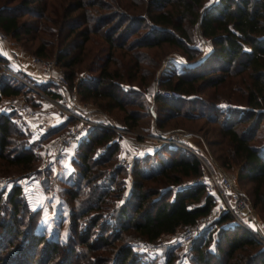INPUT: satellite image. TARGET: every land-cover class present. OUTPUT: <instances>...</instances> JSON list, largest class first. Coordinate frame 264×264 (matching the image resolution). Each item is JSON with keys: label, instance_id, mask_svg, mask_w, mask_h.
<instances>
[{"label": "trees", "instance_id": "1", "mask_svg": "<svg viewBox=\"0 0 264 264\" xmlns=\"http://www.w3.org/2000/svg\"><path fill=\"white\" fill-rule=\"evenodd\" d=\"M106 9L110 12H104ZM195 26L210 45L207 52L197 45ZM0 31L16 41H36L31 50L36 56L55 55L56 65L79 99L108 113L119 111L126 129L150 115L145 96L152 90L156 126L177 117L203 119L198 130L204 141L223 145L217 149L222 167L231 161L242 162L237 181L245 178L251 182L250 201L264 214V154L249 144L264 119V0H0ZM165 46L178 49L185 62H164L167 52L161 48ZM0 62H4L1 56ZM82 69L90 75L75 82ZM40 87L58 95L49 84ZM160 87H172L181 96H162L157 93ZM207 90V96L199 95ZM16 94L38 105L27 87L0 68V102ZM220 102L227 104L225 109L220 108ZM220 116L225 120L219 121ZM68 121L51 126L42 139L53 138ZM248 121L243 132L235 129V124ZM215 123L214 128L204 127ZM11 126L8 113L0 111L1 164L27 171L34 150L23 144L18 151L7 149ZM208 134L216 139H209ZM114 135L111 130L92 128L76 148L78 179L83 185L63 190L70 218L66 248L58 238H46L34 230L38 210L30 211L20 201L19 185L11 187L3 202L10 205L7 219H0V252L22 231L26 238L3 264H47L63 247L66 252L59 264H141L131 247L134 237L153 242L177 232L213 206V197L205 195L202 185L181 184L201 174V161L190 151L167 143L133 160L130 192L126 200L117 202V193L95 181L118 148V140L109 142ZM103 143L104 151L91 158L93 147ZM149 156L156 162L143 166ZM1 195L0 215L4 205ZM21 211L26 230H21ZM228 219L221 216L217 228L206 229L195 238L190 247L194 261L264 264V244L238 224L225 225ZM128 229L130 244L113 246ZM214 236L221 246L216 242V251L204 250V244ZM39 245L41 254L35 261ZM101 249L112 254L108 262L109 255L99 254ZM172 255L169 249L167 263ZM214 258L222 260L214 263Z\"/></svg>", "mask_w": 264, "mask_h": 264}, {"label": "built area", "instance_id": "2", "mask_svg": "<svg viewBox=\"0 0 264 264\" xmlns=\"http://www.w3.org/2000/svg\"><path fill=\"white\" fill-rule=\"evenodd\" d=\"M217 1L212 0V3ZM200 38L210 48L208 41L202 36ZM0 56L4 59V62H0V68L27 87L34 97L33 100L39 103V106L33 105L22 94L8 97L10 102L7 110L16 111L26 122L34 140L41 141L51 126L69 120L67 125L53 138L43 143L41 159L45 165L67 163L72 160L81 138L92 128L111 130L120 139L127 140L126 146H123L118 155V166L130 174L133 160L136 157L152 153L165 143L182 147L193 153L201 161L203 167L201 174L187 181L185 185H202L205 195L212 196L214 203L207 213L185 224L180 233L168 234L169 239L180 242L183 247L182 253H186L201 232L208 228H217V220L221 216H229L225 225L238 224L255 239L264 243V224L259 221L250 199L239 188L235 174L214 162L200 135L192 133L199 138L201 144L199 147L194 143H187L188 133L181 130L143 134L126 129L112 120L106 112L81 101L76 90L70 87L62 70L53 60H45L36 55L29 57L22 55L12 47L2 31H0ZM45 84L55 88L58 95L55 97L44 91L40 86ZM157 93L168 97L181 96V93L174 88H159ZM42 103L58 110L61 119L52 123L50 119L42 118L40 115ZM150 104L148 108L154 118L153 102ZM102 149L104 150L105 146ZM113 170H108L107 175L100 180L101 184L111 188ZM9 180L7 178L5 181ZM17 185L25 192H37L36 183L26 178L19 179ZM250 222L253 227L248 225ZM159 244L146 247V251H156Z\"/></svg>", "mask_w": 264, "mask_h": 264}, {"label": "rangeland", "instance_id": "3", "mask_svg": "<svg viewBox=\"0 0 264 264\" xmlns=\"http://www.w3.org/2000/svg\"><path fill=\"white\" fill-rule=\"evenodd\" d=\"M110 0H105V2H109ZM106 13H109V9H106L104 11ZM198 27L195 26V34H196V41L197 45L203 47V51L207 52V46L204 44L202 41L201 34L198 31ZM6 35V34H5ZM8 42L14 47L18 52H20L22 55L29 57L34 54H32L31 50L33 47V43L36 41H30L29 39L27 40H22V41H16L9 36H7ZM93 45V44H90ZM160 51V50H159ZM161 51L167 52V55L164 59V62L169 60V59H175L179 62H185V60L182 58L180 55V51L178 49H175L174 46H165L161 48ZM150 53H153L154 51H149ZM204 53V52H203ZM43 58V57H41ZM45 60H53L55 62V55H52V57L49 58H43ZM163 62V63H164ZM56 64V63H55ZM90 75V73L84 69L80 70L77 72L75 82L82 80L83 78H86ZM158 75L154 78V80H157ZM160 88H172V87H160ZM159 89V88H158ZM154 90L146 93L145 96V105L148 108L149 105H151L150 101L151 99L153 100L154 97L152 95ZM210 90L205 91L204 93H199L200 96L205 97L207 96L208 92ZM180 92V91H179ZM181 93V92H180ZM23 95V94H22ZM31 100V99H30ZM9 100L8 98L2 99L0 102V111L8 113V115L11 118V123L12 126L10 128V132L8 135L9 139V145H7V149L10 151L16 150L18 151L20 149L19 145H29L33 148L34 150V160L32 163V167H30L29 170L27 171H21L18 172L16 171V167L14 166H2L1 160H0V193L1 195V203L4 202L5 196L7 192L11 189V187L14 184H17L19 179L26 178L30 182H35L37 186V192L31 193V192H25L22 189V193L19 197L20 201L25 203L26 207L28 210H38V215L35 218L34 221V230L43 234L46 238H58L60 242L67 247L69 244L67 241V237L70 235L69 232V226H70V218L68 217V211L67 207L68 201L66 195L63 193V190L67 188H74L76 187L79 183L83 185V180H79V171H80V165L78 166L77 164L79 163V157L77 155L72 158L69 162L65 163H56V164H50V165H45L42 162L41 159V150L43 147V143L47 142L50 140L52 137L49 139H42L41 141L34 140L29 132L28 125L26 122L19 116L17 115L16 111L14 110H7L9 107ZM89 105L98 107L94 103L92 104L91 102H87ZM41 104V103H40ZM227 104L225 102H220L219 106L221 109H225V106ZM39 106V103H38ZM41 117L46 118V119H52V117H59V112L56 109L51 108V106H48L46 104L41 105ZM102 110V109H100ZM149 110V108H148ZM104 111V110H102ZM14 112V113H13ZM16 112V113H15ZM106 112V111H104ZM153 112L156 116V104L153 100ZM112 120H114L117 124L120 125H125L123 121L121 120V115L120 112L117 110H114L111 113L106 112ZM61 119V118H60ZM59 119V120H60ZM225 120L224 116L219 117V121ZM218 121V122H219ZM203 123V119L201 120H196V121H187L184 120L180 117L174 118L170 121H168L166 124H164L162 127H158L153 125L152 123V114L150 112L149 116H144L139 120V123L136 127L129 129L134 132L138 133H143V134H150V133H161L164 131H170V130H190L192 133H195L197 135H200L202 138V132L198 130L199 125ZM218 124V123H217ZM250 121L246 123H237L235 124V129L241 133L247 127L249 126ZM212 127V126H217L216 123L214 125L212 124H204V127ZM214 128V127H212ZM209 139L215 138L212 137V135L208 134L207 135ZM204 139V138H203ZM112 140H121L119 137L114 135L109 142ZM35 143H32L34 142ZM107 142V144L109 143ZM206 143V142H205ZM250 145L256 146L260 149V151L264 154V119L261 121L259 124V127L254 135V137L249 141ZM106 143L103 144H97L93 147L92 151L90 152L91 158L94 157H99L100 154L104 151L102 149L103 146H105ZM207 148L210 152V155L212 156L213 160L215 163L218 165L221 164V159L217 158V154L219 151L217 149L219 146H223L222 144L216 145H209L207 144ZM123 146H125V143L123 140L118 142V148L116 152L112 155L111 160L105 165V171L97 177L95 180L97 183L101 184L100 180L107 175L108 170H113L114 176L112 178V183H111V188L110 190L113 191V193L118 194V198L116 199L117 202H122L126 200L127 198L132 183H133V175H132V169H131V174L127 173L126 171L122 170L118 166V155L121 152ZM223 148V147H221ZM76 154V153H75ZM140 157V156H138ZM150 157V156H149ZM156 159H153V157H150V159H147L146 163H143V166H148L149 163L154 162ZM156 162V161H155ZM142 164V162H141ZM221 166V165H220ZM225 169L228 171L232 172L235 174L236 179L237 175L242 169V162L237 160V161H231L228 163V165L224 166ZM131 175V176H130ZM131 177V180H130ZM7 178H9V181H5ZM79 178V179H78ZM79 180V181H78ZM189 181L185 179L182 181V185H185L186 182ZM148 185H151L153 183L148 182ZM237 184L240 189H242L245 194L250 197V187H251V182L248 181L247 179L243 178L242 180L237 181ZM250 199V198H249ZM114 200V199H113ZM3 214H1V220H6L7 215L5 214L6 212H9L10 205L7 203H3ZM256 215L259 219L260 222L264 221L262 220L264 218V214L259 213L256 209ZM22 215V220H23V225H21V230H26L27 229V224L25 223V217L21 211ZM80 223V226H83L84 221L83 219H80L78 221ZM248 225L250 227H253L252 223L250 222ZM94 232L97 231V228H94ZM212 229V228H208ZM264 229V225H263ZM182 228H180L177 233H180ZM1 232V230H0ZM261 237V233H259ZM130 229L126 230L123 232V234L120 236V238L116 241L113 242V246L116 248L120 246L121 244L129 243L130 244ZM26 238L25 231H22L19 233L17 236H13V239H10L9 247H6L3 249L2 252H0V264H3V259L6 260V257H8L11 253H13L15 250L19 248L20 243L22 242L23 239ZM91 238H94V234L91 235ZM216 242H217V236H214L210 239L208 244H204L203 249L208 250V252L216 251ZM260 242V241H259ZM160 243V244H159ZM159 247L157 248L156 251L153 252H148L146 251V247L148 246H153V245H158ZM264 244V243H262ZM218 246H221L219 242H217ZM76 245L77 248L83 247V245L79 246ZM41 245L37 247L36 254H35V261L39 259L40 254H41ZM132 250L134 253L137 255L139 258L141 264H197L194 261V256L195 253L190 249L186 253H182L183 247L182 244L176 240H170L168 234H164L160 236L158 239H156L153 242H146L144 239L136 236L132 240ZM65 248L63 249L60 248L58 253L54 256L53 259L50 260L47 264H59L62 256L65 254ZM259 248V247H258ZM171 250L172 255V260L170 263H167V252L168 250ZM99 251V254H102L103 256L107 257L109 254L106 253V251ZM108 254V255H107ZM15 255V254H14ZM19 255V254H18ZM223 255V254H222ZM112 254H110L107 257V262L108 259L112 258ZM223 257V256H222ZM9 258V257H8ZM10 258H13L12 256ZM220 260H217L214 258L213 262L214 263H219ZM34 264H37L34 262Z\"/></svg>", "mask_w": 264, "mask_h": 264}, {"label": "crops", "instance_id": "4", "mask_svg": "<svg viewBox=\"0 0 264 264\" xmlns=\"http://www.w3.org/2000/svg\"><path fill=\"white\" fill-rule=\"evenodd\" d=\"M209 50V47L207 46V51ZM6 98H8V97H5V98H3V99H6ZM151 103L153 102V100L151 99V101H150ZM155 116V115H154ZM59 117L57 118V117H52V119H50L51 120V122L52 123H55V122H57V121H59ZM152 123H153V125H154V118H153V115H152ZM181 131H183V132H185V133H188L187 135V138H186V141H187V143H194L195 145H198L199 147L201 146V144H200V142H199V138H197V136H195L194 134H192V131H190V130H181ZM164 132H167V131H164ZM130 138H132L131 136H130ZM121 140H123L124 141V143H125V146H126V144H127V140L126 139H121ZM121 140H119V141H121ZM146 143H148V141L146 140ZM150 143V142H149ZM263 221H264V218L262 219Z\"/></svg>", "mask_w": 264, "mask_h": 264}]
</instances>
